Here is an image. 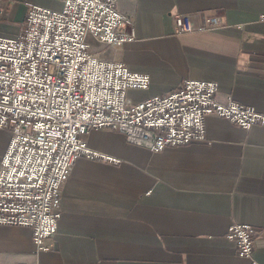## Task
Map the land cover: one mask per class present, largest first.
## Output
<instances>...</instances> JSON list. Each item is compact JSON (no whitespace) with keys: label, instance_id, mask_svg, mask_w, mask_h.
<instances>
[{"label":"crops","instance_id":"1","mask_svg":"<svg viewBox=\"0 0 264 264\" xmlns=\"http://www.w3.org/2000/svg\"><path fill=\"white\" fill-rule=\"evenodd\" d=\"M61 8V0H0V35L18 34L27 3ZM134 20L133 40L88 37L98 56L147 72L134 100L176 88L186 78L218 81L217 97L264 111V0H117ZM195 23L219 14L217 29L175 33L173 15ZM207 139L162 150L125 134L91 128L88 144L121 158L79 156L63 184L57 231L37 250L27 225L0 224V264H264V124L248 130L205 115ZM11 136L0 127V161ZM232 221L256 228L252 256L226 237Z\"/></svg>","mask_w":264,"mask_h":264},{"label":"built area","instance_id":"2","mask_svg":"<svg viewBox=\"0 0 264 264\" xmlns=\"http://www.w3.org/2000/svg\"><path fill=\"white\" fill-rule=\"evenodd\" d=\"M61 8L32 2L15 36L0 35V127L11 132L0 161V224L27 225L37 250L57 231L62 187L79 156L121 162L88 144L91 128L125 134L153 151L207 139L205 115L216 113L243 129L264 124V111L228 95L218 81L186 78L176 88L134 101L130 89L150 85L147 72L98 56L89 36L115 44L136 36L133 18L117 0H61ZM175 33L217 29L219 14L195 23L173 15ZM256 228L232 221L226 237L252 256ZM253 264H261L252 260Z\"/></svg>","mask_w":264,"mask_h":264}]
</instances>
